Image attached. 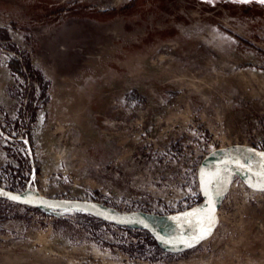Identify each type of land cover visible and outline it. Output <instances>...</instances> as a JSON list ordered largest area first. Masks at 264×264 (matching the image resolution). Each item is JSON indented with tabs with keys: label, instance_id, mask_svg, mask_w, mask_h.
<instances>
[{
	"label": "rangeland",
	"instance_id": "1",
	"mask_svg": "<svg viewBox=\"0 0 264 264\" xmlns=\"http://www.w3.org/2000/svg\"><path fill=\"white\" fill-rule=\"evenodd\" d=\"M222 2L0 0V190L46 200L0 201V264H264V2Z\"/></svg>",
	"mask_w": 264,
	"mask_h": 264
},
{
	"label": "snow or ice",
	"instance_id": "2",
	"mask_svg": "<svg viewBox=\"0 0 264 264\" xmlns=\"http://www.w3.org/2000/svg\"><path fill=\"white\" fill-rule=\"evenodd\" d=\"M261 2H264V0H261ZM264 155V154H262ZM239 167H243V165H240L239 162H237ZM260 176L262 179H264V172L260 173ZM223 183H226V181L223 180L221 177V174L219 172L215 173H201V185H202V191L206 196L209 197V210L208 212L202 213L201 210H195L192 213H187L186 216L191 217H199L198 220V227L200 228V231L198 234L194 235L191 239V242L187 241H181V243H185L187 246L191 247L194 243L199 242L200 240L204 239L207 235L210 234L211 228L210 225L215 222L214 218V207H212V199H211V189L216 187L217 185H221ZM260 190L264 191V183L261 184ZM219 194V193H218ZM12 199H19L18 197H11Z\"/></svg>",
	"mask_w": 264,
	"mask_h": 264
},
{
	"label": "bare ground",
	"instance_id": "3",
	"mask_svg": "<svg viewBox=\"0 0 264 264\" xmlns=\"http://www.w3.org/2000/svg\"><path fill=\"white\" fill-rule=\"evenodd\" d=\"M217 160L219 161H222V162H225V163H229V161L226 162V157L224 156H217L216 157ZM231 162V161H230ZM233 162V161H232ZM214 165V164H213ZM208 167V166H207ZM209 169V167H208ZM210 170V169H209ZM222 171V170H220ZM240 172L245 176V177H250L248 176L249 174H247L245 171H243L242 169L240 170ZM247 179V178H246ZM251 180H253L251 178ZM263 183V182H262ZM11 197H17V196H13L10 194ZM19 199L17 200H23L27 203H30V204H38V205H45L46 203V200L42 199L38 194H34V193H26L22 196H18ZM84 207L88 210V211H91L93 213H96L98 214L99 216H106V217H115L114 215L110 214L109 212L105 211L104 209L100 208L99 206H96V205H93V204H83ZM122 222H127L126 224H129V223H134V224H143V225H146L148 227H151L154 232H156L157 234L161 233V228L160 226H158L157 224V221L150 218V220L146 219V218H143L141 216H133V218H129V219H126V220H123ZM197 222V221H196ZM162 226V225H161ZM214 227V224L212 223L210 225V228L212 230V228ZM162 228H166V227H163ZM163 232V231H162ZM162 236V235H160ZM162 239V237H160ZM192 239V238H191ZM191 239H188L187 242H191ZM164 240V239H162ZM185 245V243H184ZM169 246V245H168ZM180 246V245H178ZM170 247V246H169ZM182 247V246H181Z\"/></svg>",
	"mask_w": 264,
	"mask_h": 264
},
{
	"label": "water",
	"instance_id": "4",
	"mask_svg": "<svg viewBox=\"0 0 264 264\" xmlns=\"http://www.w3.org/2000/svg\"><path fill=\"white\" fill-rule=\"evenodd\" d=\"M234 171L236 172V170H234ZM0 195H1L2 197L6 198L7 200H11V201H14V202H17V203H20V204H26V203H27V202H25V201H23V200L12 199L11 196H10V193H7V192L2 191V190H0ZM207 203H209V202L207 201ZM77 205H78L80 208L87 210V209L84 207L83 204L79 203V204H77ZM87 211H88V210H87ZM88 212L91 213L92 215H95V216L101 217L102 219H104V220H106V221H113V222H114V221H115V222H116V221H123V220L129 219L130 217H132V216H115V217H106V216H99L98 214L93 213V212H91V211H88ZM140 216L143 217V218H146V219L150 220V218L147 217V216H144V215H140ZM216 225H217V219H216V224H215V226H214V227L212 228V230L210 231V234L207 235L204 239L200 240L199 242L194 243L193 246H197V245H199V244H202V243L205 242L206 240L210 239V238L213 236V234H214V232H215V230H216ZM149 228L152 230L151 227H149ZM157 241L159 242V244H160L161 246H165V245H167V242H166V241H163L161 238H157ZM193 246H191V247H193ZM188 248H189V246H188L186 249H188Z\"/></svg>",
	"mask_w": 264,
	"mask_h": 264
},
{
	"label": "trees",
	"instance_id": "5",
	"mask_svg": "<svg viewBox=\"0 0 264 264\" xmlns=\"http://www.w3.org/2000/svg\"><path fill=\"white\" fill-rule=\"evenodd\" d=\"M219 1H220V4H221V3L224 4V3L222 2V0H219ZM0 201H3V202H9L8 200H6V199H4V198H1ZM101 222L104 223V224H106V222H104V221H101ZM155 246H157L158 251H162V249L158 246V244H157L156 241H155Z\"/></svg>",
	"mask_w": 264,
	"mask_h": 264
}]
</instances>
